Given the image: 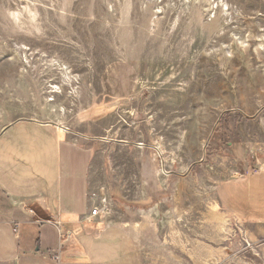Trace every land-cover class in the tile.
<instances>
[{"label":"rangeland","instance_id":"1","mask_svg":"<svg viewBox=\"0 0 264 264\" xmlns=\"http://www.w3.org/2000/svg\"><path fill=\"white\" fill-rule=\"evenodd\" d=\"M20 119L93 147L91 201L141 264H264V225L217 197L264 161V0H0V133ZM54 149L37 124L0 137L20 173Z\"/></svg>","mask_w":264,"mask_h":264},{"label":"crops","instance_id":"2","mask_svg":"<svg viewBox=\"0 0 264 264\" xmlns=\"http://www.w3.org/2000/svg\"><path fill=\"white\" fill-rule=\"evenodd\" d=\"M26 123L43 126L55 151L37 155L38 169L25 173L8 153L0 154V264H141L126 225L90 217L93 147L55 124ZM260 165L217 187L221 208L239 223L264 225V161Z\"/></svg>","mask_w":264,"mask_h":264},{"label":"bare ground","instance_id":"3","mask_svg":"<svg viewBox=\"0 0 264 264\" xmlns=\"http://www.w3.org/2000/svg\"><path fill=\"white\" fill-rule=\"evenodd\" d=\"M208 223L210 226H212V229H214V233L216 234V237H218L219 240L221 239V235L223 236V234H224V236H226L229 232L227 220H226L224 214L219 212L218 205H216V206L212 205L211 210H210L209 215H208ZM214 238H215V236H214ZM214 241H216V240H214ZM222 251H223L222 249L214 251L212 248H207V254H206L205 258L203 259V264H211L210 259L216 257L217 255H221V256L224 255V253Z\"/></svg>","mask_w":264,"mask_h":264},{"label":"built area","instance_id":"4","mask_svg":"<svg viewBox=\"0 0 264 264\" xmlns=\"http://www.w3.org/2000/svg\"><path fill=\"white\" fill-rule=\"evenodd\" d=\"M111 209L108 204L103 203L100 205L94 206L90 211V217L91 218H107L110 216ZM53 260L59 262L60 260V254L55 253L52 257Z\"/></svg>","mask_w":264,"mask_h":264},{"label":"water","instance_id":"5","mask_svg":"<svg viewBox=\"0 0 264 264\" xmlns=\"http://www.w3.org/2000/svg\"><path fill=\"white\" fill-rule=\"evenodd\" d=\"M22 122H33V123H39V124H52V123H41L37 120H29V119H20L14 123H12L11 125L7 126L6 128L3 129V131L0 133V137L10 128H12L13 126L22 123ZM193 168V167H192Z\"/></svg>","mask_w":264,"mask_h":264}]
</instances>
